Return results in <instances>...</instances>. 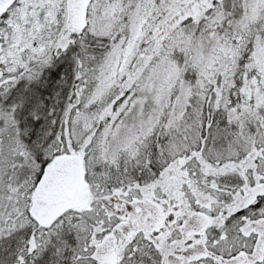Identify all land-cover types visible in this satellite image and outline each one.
I'll return each instance as SVG.
<instances>
[{"label":"snow or ice","instance_id":"1","mask_svg":"<svg viewBox=\"0 0 264 264\" xmlns=\"http://www.w3.org/2000/svg\"><path fill=\"white\" fill-rule=\"evenodd\" d=\"M0 264H264V0H0Z\"/></svg>","mask_w":264,"mask_h":264}]
</instances>
